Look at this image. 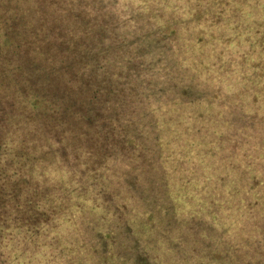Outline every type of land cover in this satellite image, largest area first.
I'll use <instances>...</instances> for the list:
<instances>
[{"label":"trees","instance_id":"16d2710c","mask_svg":"<svg viewBox=\"0 0 264 264\" xmlns=\"http://www.w3.org/2000/svg\"><path fill=\"white\" fill-rule=\"evenodd\" d=\"M0 264H264V0H0Z\"/></svg>","mask_w":264,"mask_h":264}]
</instances>
